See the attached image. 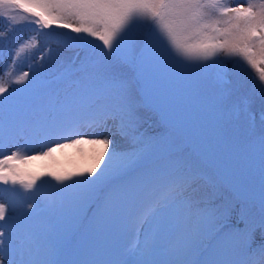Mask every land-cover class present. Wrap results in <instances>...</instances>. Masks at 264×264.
Here are the masks:
<instances>
[{
	"label": "snow or ice",
	"instance_id": "6c2138e0",
	"mask_svg": "<svg viewBox=\"0 0 264 264\" xmlns=\"http://www.w3.org/2000/svg\"><path fill=\"white\" fill-rule=\"evenodd\" d=\"M140 24L149 26L143 37L134 32ZM22 25L34 28L17 43L10 34ZM41 35L84 49L79 67L51 81L39 69L31 79L13 76ZM5 42L15 47L0 75V264H264V0H0V57ZM52 53L49 46L39 59ZM162 56L211 69L217 121L192 124L161 75ZM142 105L169 106L177 151L190 134L212 188L227 187L229 197L215 204V192L204 200L190 193L192 165L159 157L137 135ZM109 122L131 150L117 151L104 135ZM34 145L40 150L29 155ZM45 177L60 187L41 207ZM119 232L131 237L120 259L87 258Z\"/></svg>",
	"mask_w": 264,
	"mask_h": 264
},
{
	"label": "rangeland",
	"instance_id": "374dc122",
	"mask_svg": "<svg viewBox=\"0 0 264 264\" xmlns=\"http://www.w3.org/2000/svg\"><path fill=\"white\" fill-rule=\"evenodd\" d=\"M33 28L34 25L19 26L14 33L10 34V38L18 43L20 38L31 35ZM56 30L59 31V29ZM148 30L149 28L146 24H140L134 28V32L140 37H143ZM96 43L99 42L97 41ZM49 46L53 49V59L49 60L45 57L43 60H40L39 57L41 53ZM14 47L15 44L5 42L3 56L0 57V75H2L5 67L11 62V50ZM171 55L173 54L169 53V56ZM85 56L86 52L82 48H63L58 46L54 41H50L41 35L39 48L34 51L30 58L22 57L17 61L13 76L18 75L22 71H28L30 74L29 79H31L32 73L39 69L45 81L55 80L63 77L64 70L67 66L75 64L76 67H79L80 61L83 60ZM220 59L227 60L229 69L232 68V60L223 57ZM160 72L161 75L180 92L182 97V108L191 118L193 125L196 127L206 126L214 123L220 118L217 104L218 90L215 87L214 74L210 68L203 66L182 67L181 64L176 63L168 56H162ZM246 72L248 76H246L245 79L248 81V87H251L252 81L250 77L254 76V73H252L250 69H246ZM256 84L258 86V81ZM20 87L22 86L12 85L9 91L11 92L12 88ZM244 91H247V88L244 89ZM5 95L7 96L8 94L6 93ZM259 104V90L257 87L256 102L253 107L258 108ZM138 115L139 124L137 135H142L144 139L151 140L152 150L155 151L159 157L165 160L180 159L183 162L184 170H187L189 164L192 165L196 180L189 191L195 198L204 200L215 192L213 201L215 204H220L225 197L231 195L227 187L221 186L217 189L212 188L210 179L211 170L206 162L198 160L193 153L191 143L192 137L190 134L184 137V143L181 146L183 150L177 151V133L173 127L174 116L168 105H163L161 107L142 105L139 108ZM158 117H161V119L165 121V124H162ZM233 120L242 121V117L239 114H234ZM22 129L23 125H20V129H18L21 136L19 139L20 144L24 143V133ZM109 134H111L117 151L131 150L129 141L120 135L118 129L114 127L111 122H109L107 129L104 130V135ZM12 150L11 146L6 145L4 154L8 155ZM39 150V145H34L28 154L32 155ZM70 158L71 152H69L67 158L58 156L57 164L61 166L65 165ZM40 163V161H34L30 167H35ZM255 171L258 192V157L255 160ZM115 182L116 181H114V183ZM59 187L60 186L56 185L55 181H52L50 178H44V182L40 185L39 193L41 207H43V198H47L48 200L55 199L57 195L56 189ZM5 196H7V194H5ZM26 206L25 204V207ZM130 239V235L126 232L116 233L104 241V247L101 250L94 256L87 258L106 261L118 260L120 259L122 248L127 245ZM62 258L66 260H77L85 257L66 253Z\"/></svg>",
	"mask_w": 264,
	"mask_h": 264
},
{
	"label": "trees",
	"instance_id": "16d2710c",
	"mask_svg": "<svg viewBox=\"0 0 264 264\" xmlns=\"http://www.w3.org/2000/svg\"><path fill=\"white\" fill-rule=\"evenodd\" d=\"M59 31H64L63 29H59Z\"/></svg>",
	"mask_w": 264,
	"mask_h": 264
}]
</instances>
